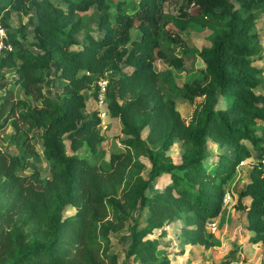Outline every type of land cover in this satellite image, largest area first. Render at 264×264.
I'll use <instances>...</instances> for the list:
<instances>
[{
  "label": "trees",
  "instance_id": "16d2710c",
  "mask_svg": "<svg viewBox=\"0 0 264 264\" xmlns=\"http://www.w3.org/2000/svg\"><path fill=\"white\" fill-rule=\"evenodd\" d=\"M163 1L138 0L136 8L117 5L112 13L109 0H0V25L6 28L0 68L15 70L13 82L26 93L16 100L22 106L17 117L26 129L38 130L51 174L41 179L37 169L24 172L35 167L27 136L16 142L20 153L0 150V264H118L110 234L124 226L130 232L127 256L142 264H172L158 248V238L167 234L165 224L174 216L186 243L213 244L205 222L219 214L236 165L251 157L242 140L257 147L263 139L255 130L258 120L264 121V93L255 90L263 67L254 61L264 52V42L253 29L264 13V0H238V5L183 0L181 14L194 4L223 22L199 49L204 62L200 76L180 85L170 67L157 70L154 63L157 58L173 68L184 63L180 54L165 49L183 36L165 26ZM92 6L100 12L97 33L79 15ZM14 11L29 15L30 40L24 25L11 27ZM80 30L82 40L76 35ZM122 63L130 69L124 70ZM53 64L65 80L59 98L42 91V72ZM100 78L107 79L106 108L122 134L123 149L108 158L100 145L98 110L85 111L84 89L96 87ZM174 90L190 103L202 97L188 121L175 106ZM1 98L0 132L12 115L4 114L8 94ZM220 98L224 106H217ZM15 118L11 120L18 129ZM175 138L183 149L178 162L168 153ZM208 139L229 146L230 153L221 152L209 163L213 153ZM81 148L87 152L80 153ZM140 156L147 157L148 172ZM248 171L238 196L250 198L251 240L264 243V180L257 165ZM163 174L168 175L163 188L147 194L152 180ZM68 205L76 210L64 216ZM238 206L244 207L241 202Z\"/></svg>",
  "mask_w": 264,
  "mask_h": 264
},
{
  "label": "rangeland",
  "instance_id": "374dc122",
  "mask_svg": "<svg viewBox=\"0 0 264 264\" xmlns=\"http://www.w3.org/2000/svg\"><path fill=\"white\" fill-rule=\"evenodd\" d=\"M235 5H238V0H231ZM110 7L108 8L112 13L116 12V6L120 5L129 10L138 6V0H109ZM183 0H165L161 4L162 15L166 21L165 26L170 27L173 31H178L183 36L182 42H171L170 45H166L165 49L168 52L180 54L184 63L181 68H173L163 58L155 59L154 63L157 70H163L167 67L172 69L173 76L178 83L182 84L184 81H189L192 78L198 77L201 74V68L204 66V62L200 58L198 52L202 45L207 44V36L213 31V29L223 22L215 13H205L198 9L194 4L184 9L185 13H180V5ZM100 12L95 6H92L87 11L79 12L85 24H90L91 28L97 33L95 20ZM254 25V31L256 32V38L260 42H264V13H259ZM12 28H16L20 25L25 26V31L28 33V39L32 38V23L29 20V15L18 13L14 11L9 18ZM134 34H139L137 29H133ZM80 40L84 37V30H80L76 34ZM78 45H74L73 48H78ZM256 56L254 63L263 67L260 73L261 82L255 88L258 93H264V52ZM124 70H129L130 66L126 63H122ZM82 72V71H80ZM14 68H0V94H8V103L4 108V114L10 115L7 117L6 124L0 132V150L8 151L12 153H20L21 149L16 142L21 140V137L27 136L29 139V145L32 149L31 158L33 159L35 167H28L24 170L25 173H29L37 169L41 179H46L51 176L48 161L45 159L42 148L41 139L39 138V132L35 129H26V125L21 123L17 117L18 110L22 107L16 104V100L20 97H24L26 93L21 85H17L13 82L15 76ZM44 81L42 82L43 93L49 95L52 98H59L64 79L59 77L58 72L55 71V65L45 68L43 70ZM105 79V78H104ZM107 80V79H106ZM162 85L166 87L164 82ZM10 91V92H6ZM96 91V93H95ZM86 95L85 111L89 112L98 108L97 99V81L96 87L92 85L89 88L84 89ZM175 94V106L179 110L181 116L185 121H188L191 117L194 107L200 103L202 97H196L194 102L190 103L181 96L180 90H174ZM31 96V95H30ZM32 97V96H31ZM3 98L0 99L2 101ZM34 103L39 104L40 100L32 97ZM224 99L218 100L217 106H224ZM106 105V99H105ZM103 106L104 114H99L101 122L99 124V130L103 134V140L101 141V147L105 149V157L108 158L109 154L114 151H121L123 149L120 137V125L116 118L111 117L107 108ZM16 117V122L20 125L18 129L12 123L11 118ZM147 127L143 128V136L146 135ZM255 130L263 138L257 147H253L252 143L245 139L247 145L251 148L253 157H258L261 153H264V122L258 120L255 125ZM147 142V140H146ZM148 143V142H147ZM25 147V145H24ZM208 147L213 153L210 159L207 161L215 162L218 159V155L221 152L230 153L229 146L219 147L211 139H208ZM182 141L180 138H175L168 153L172 157L173 161L178 162L182 153ZM80 153H86V148H81ZM141 161L144 163V171L149 170V161L147 157L140 156ZM253 164L250 162L236 166L235 173L226 183L225 192L230 193V198L226 202L222 201V207L218 215L214 216L216 222V229L210 231L207 228V221L205 222L206 230L213 234V244L211 246H204L201 243H186L183 239L180 228V220L176 216L167 220L165 236H160L159 249L165 251L168 257L172 259V264H220L223 261L228 260L229 264H264V243L260 241H253L251 237L254 235L248 225V219L246 210L250 204V198L244 196L239 198L238 190H240L249 179V169ZM168 181V175L155 178L149 184L146 193L150 194L163 188L164 184ZM242 203L244 207L238 206ZM76 210L75 206H65L63 215H69ZM145 222L141 220V225ZM159 230H155L152 236L158 235ZM111 251H116L118 257V264H142L133 255L127 256V248L130 243V232L126 226L123 228L111 232ZM164 253V252H163Z\"/></svg>",
  "mask_w": 264,
  "mask_h": 264
},
{
  "label": "built area",
  "instance_id": "2783aa9c",
  "mask_svg": "<svg viewBox=\"0 0 264 264\" xmlns=\"http://www.w3.org/2000/svg\"><path fill=\"white\" fill-rule=\"evenodd\" d=\"M6 37V28L0 25V57L2 55V48L6 47L5 43H4V38ZM7 48H10V46H8ZM106 84H107V80L104 78H100L97 80V86H98V93H97V103H98V108L101 110L98 114H104V110L103 106L105 105V92H106ZM106 107V105H105ZM250 162L253 165H257L258 168L261 169L262 171V178L264 180V153H262L260 156L258 157H249V158H244L241 159L239 161V163L236 165L237 167ZM230 193L229 192H225L224 196H223V202H226L228 200V198H230ZM207 223V228L210 231H214L216 229V222L214 220V217H210L209 220L206 222ZM233 264V263H231Z\"/></svg>",
  "mask_w": 264,
  "mask_h": 264
},
{
  "label": "crops",
  "instance_id": "0c3cea01",
  "mask_svg": "<svg viewBox=\"0 0 264 264\" xmlns=\"http://www.w3.org/2000/svg\"><path fill=\"white\" fill-rule=\"evenodd\" d=\"M262 122H264V121H262ZM242 141L247 145L245 139H243ZM214 143H215V142H214ZM215 144H216V143H215ZM228 150H229V149H227V151H228ZM230 150H231V149H230ZM261 154H262V153H261ZM251 157H253V155H251ZM256 157H257V156H256ZM256 157H255V158H256Z\"/></svg>",
  "mask_w": 264,
  "mask_h": 264
}]
</instances>
